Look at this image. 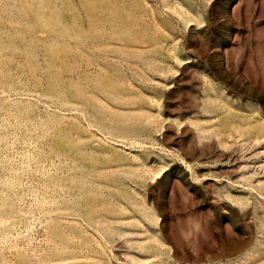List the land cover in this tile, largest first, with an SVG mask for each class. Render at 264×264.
<instances>
[{
    "label": "rangeland",
    "instance_id": "374dc122",
    "mask_svg": "<svg viewBox=\"0 0 264 264\" xmlns=\"http://www.w3.org/2000/svg\"><path fill=\"white\" fill-rule=\"evenodd\" d=\"M0 264H264V0H0Z\"/></svg>",
    "mask_w": 264,
    "mask_h": 264
}]
</instances>
